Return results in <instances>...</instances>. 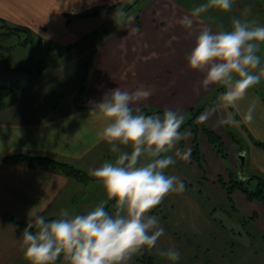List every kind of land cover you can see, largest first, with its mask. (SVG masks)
I'll return each mask as SVG.
<instances>
[{
	"label": "crops",
	"instance_id": "crops-1",
	"mask_svg": "<svg viewBox=\"0 0 264 264\" xmlns=\"http://www.w3.org/2000/svg\"><path fill=\"white\" fill-rule=\"evenodd\" d=\"M233 1L234 4L235 0ZM118 2H132L123 26H117L100 37L91 35L98 23L92 21L90 16L77 17L70 22L66 20L65 14H80ZM138 2L139 0H0V19H4L9 25L24 26L29 31L30 40L24 44L25 47L34 43L46 45L47 48L54 45L65 55L62 56L63 62H79L80 72L76 71L75 76L79 83H84L85 106L75 108V89L70 91L69 99L64 102L60 101L62 95H59L60 98L55 97V90H45L43 87L32 90L11 88L8 95L0 96V264L26 263L27 260L21 257V245L22 232L29 219L34 214L44 215L46 220L56 219L61 207L72 200L77 184L48 167L14 163L5 157L17 152L47 154L88 170L91 167L89 160L94 158L92 154L95 148L105 143L99 140L97 135L103 127V122L91 114V108L109 90L120 87L122 90L134 91L143 86L153 94L147 101L141 102L139 108L149 107L162 112L173 110L185 116L191 107L204 99L216 86L204 88L200 84L202 74L187 67L186 56L194 46L195 35L200 28L207 26L216 31L222 26L224 29H230L232 12L227 18L224 16L227 13L210 9L200 17L193 18L195 23L189 30L182 27L178 21L186 15L190 16L193 8L206 3L207 0ZM246 9L254 21L256 18L253 15L264 12V7L255 9L250 6ZM238 19L242 18L239 16ZM89 35L91 36L84 41L83 37ZM75 43H78L77 47L62 51ZM1 44H6L5 40ZM8 44L9 50L22 46L14 45V41ZM83 49L86 50L84 55ZM67 54L69 55L66 56ZM259 55L261 66L264 67V56L261 52ZM0 56H3L1 52ZM67 65L58 63L44 70L48 71L47 74L51 77H66L69 73ZM13 91H17L14 97L11 95ZM220 94L217 95L218 102L215 99V103L220 106L224 118L227 112L231 111L234 118L241 121L239 126H232L234 134L239 133L245 139L252 158L258 155L264 159V151L254 146L250 140L253 138L264 141V77L258 85L248 91L245 99L239 102L238 112L221 107ZM53 100L56 101L55 106L51 105ZM250 105H255V118L251 123H245L242 117ZM210 110L206 106L199 117ZM210 113L206 120H200L221 137L227 151L226 142L221 135L226 128L219 123L221 119L219 120L218 112ZM182 131L186 133L187 145H184L185 139H182L181 146L177 148L180 155L191 151L192 147L189 128L185 127ZM226 139L231 142L229 138ZM197 140L207 180L200 179L201 172L189 158L180 159L193 169L199 182L209 181L212 172L221 173L215 171L213 166L212 156L217 157L213 155V147L209 146L200 131ZM183 146L188 148L185 150ZM237 151L242 154L245 149L240 148ZM250 164L253 165V159ZM237 169L240 173H248L243 168L242 161ZM247 169L251 171L250 167ZM236 196L234 204L247 208L248 201L243 204L238 195ZM257 204L256 210H247L251 212H247V216L255 214L253 223L259 227L257 230L260 232L264 231V208ZM13 220L20 221L21 224H15Z\"/></svg>",
	"mask_w": 264,
	"mask_h": 264
},
{
	"label": "clouds",
	"instance_id": "clouds-1",
	"mask_svg": "<svg viewBox=\"0 0 264 264\" xmlns=\"http://www.w3.org/2000/svg\"><path fill=\"white\" fill-rule=\"evenodd\" d=\"M232 6L233 0H207L178 23L190 30L193 18L210 9L228 13ZM116 15L123 26L125 13L119 11ZM262 46L264 26L233 18L230 29H199L186 56L187 67L202 74L200 84L204 88L222 87L221 107L238 112L239 102L264 77L259 55ZM152 94L143 86L134 91L115 87L93 104L91 114L103 122L98 138L117 154L114 161H105L89 171L102 185L107 199L85 214L63 209L58 218L50 221L34 214L22 232L21 246L28 264H55L61 256L67 264H130L144 249L156 248L165 230L150 213L167 196L184 190L183 182L166 174V170L176 163L169 153L176 151L185 138L180 131L185 117L173 110L162 114L141 112L138 105ZM254 112L255 105H250L242 121L251 123ZM209 115L210 112L199 119L206 120ZM219 123L239 126L241 121L229 111ZM121 146L130 150L122 151ZM188 156V152L182 153L184 159ZM112 200L114 210L110 212L107 205ZM159 255L172 262L181 258L175 248L159 251Z\"/></svg>",
	"mask_w": 264,
	"mask_h": 264
},
{
	"label": "rangeland",
	"instance_id": "rangeland-1",
	"mask_svg": "<svg viewBox=\"0 0 264 264\" xmlns=\"http://www.w3.org/2000/svg\"><path fill=\"white\" fill-rule=\"evenodd\" d=\"M250 6L260 9V7H264V0H235L232 10L224 16L229 18L232 12V19L240 16L244 20L254 21L251 20L250 17L252 15L246 9V7ZM261 13L253 16H255L259 25L264 26V12ZM90 17L92 21L98 23L91 35H98L99 37L104 27L112 25L118 19L116 14H98ZM22 35L20 38L21 41H24L26 36ZM91 35L85 38L84 41ZM17 39L18 37L16 36L15 40ZM5 42L6 44H1L2 46L0 47V52L3 54V56H0V96L8 95L11 88L32 90L36 87H43L45 90H55V97L60 98L59 95H62L60 101L64 102L69 99L70 91L81 84L75 76L76 71L79 70V62L74 60L63 62L62 56L65 55H62L63 52H60L58 47L51 45V47L47 48L46 45L34 43L31 46L25 47L22 45L9 50L10 45L8 42H11V39L5 40ZM6 48L8 49L6 50ZM260 52H264V46H262ZM84 54H86L85 49L82 50V55ZM58 63L68 64L67 67L69 69L67 72L69 73L66 77H51L47 74L48 71L44 70L46 68L50 69ZM40 67L41 69L38 70L37 68ZM15 93L17 91L12 92V97H14ZM55 102V100L51 101V105L55 106ZM207 107L211 109L210 112H218L219 120L224 119L225 116L222 115L220 106L217 103ZM142 112L145 113L144 111ZM184 117L185 122L188 114ZM214 121L216 122V119ZM215 122L213 123L215 124ZM223 126L226 129L221 135L226 142L229 156L222 160L213 148V155L217 157L212 156L215 171H221L219 174L224 175L227 166L237 169L242 161L243 168L248 173L264 175V159H261L258 155L252 158L247 142L239 133L234 136L236 140L228 141L226 138H229V132L234 135V129L230 125ZM183 129L185 128L180 129V131L186 134L185 131H182ZM184 139V145H187L186 136ZM179 145L181 146V141L178 143L177 148ZM209 146L212 147L210 144ZM238 147L245 149V152L242 154L240 152L237 153L238 149L236 148ZM183 148L186 150L188 147L183 146ZM121 150L129 151L130 149L121 146ZM177 152L178 150L169 153V155H173L176 163L166 170V174L177 176L183 182L184 190L180 193L170 194L161 202L162 214L165 217L155 216L159 219L165 231L164 235L158 240L156 248L150 250L152 255L161 264H264V231L260 230L259 232L257 230L259 227L252 220L245 223L240 221L241 217H246L248 213H251L248 211L256 210L258 204L254 201L247 204L245 198L236 193L232 195L233 202L236 199L235 197H237L236 195H238V199L243 204H247L248 209L245 206L242 208L237 204L230 207L225 200L223 190L220 188L219 183L216 182L219 174L212 172L209 181L199 182L193 169L181 161L182 154H177ZM116 155L111 152L110 145L107 143L99 144L92 154L94 158L89 160L91 167L85 172L89 175L91 169L101 166L105 161H114ZM252 159L253 165H257V167L249 165ZM248 167L251 168V171L247 169ZM90 177L91 180L88 182L76 184L72 200L61 207L57 212V218L63 209H68L73 214H85L107 199L102 185L92 176ZM114 203V200L108 202L107 209L110 212L114 210ZM169 248H175L179 251L181 257L179 261L172 262L166 257L159 255V251H166ZM21 257L25 258L24 254ZM135 257L136 255L132 258L130 264H136ZM24 264H28V261ZM55 264H67V261L62 256Z\"/></svg>",
	"mask_w": 264,
	"mask_h": 264
},
{
	"label": "trees",
	"instance_id": "trees-1",
	"mask_svg": "<svg viewBox=\"0 0 264 264\" xmlns=\"http://www.w3.org/2000/svg\"><path fill=\"white\" fill-rule=\"evenodd\" d=\"M132 3L128 2H118L109 6H104L102 8H93L87 12L80 14H65L67 22L73 21L77 17L84 16H92L98 14H110L113 12L122 11L125 13V18L128 10L131 8ZM121 26L120 17L115 20V22L109 27H104L102 29V34H107L113 28ZM24 34L26 37L24 41H21V36ZM18 37L15 40V37ZM88 37V36H87ZM86 36L83 39L87 38ZM12 43L14 41V45H24L30 40L29 31L26 27L21 25H9L4 19H0V47L1 42L4 40H10ZM78 43L72 44L66 48H63L62 51L69 49L71 47H77ZM13 47V45H11ZM8 48H6L7 50ZM61 52V51H60ZM264 55V52H261ZM38 70L41 69L37 68ZM223 92V88L216 85L212 88L209 94L202 99L199 103L195 104L188 111V117L184 124L181 126L182 128L188 127L192 134V147L191 151H189V160H191L196 167L201 172L200 179L207 180L202 164L203 157L201 155L199 143L197 140L198 132L200 131L208 143L214 148L216 154L222 159L225 160L228 156V153L224 147L223 140L221 137L211 128L205 126L201 120L199 119L200 113L204 110L206 106H213L215 104L216 95L220 92ZM83 92H84V83L81 84L74 90L73 93V102L75 108H84L83 104ZM141 112L144 111L145 114H162L163 112L158 109H153L149 107L140 108ZM235 134L229 132V138L231 141L236 140L234 138ZM251 143L257 148L264 151V141H260L257 139L251 138ZM240 150V147H238ZM6 160L12 161L14 163L26 164L28 166H43L48 167L51 170H55L69 177L73 181L77 183L84 184L91 180V177L85 172V170L75 166L74 164L57 159L53 156L47 154H30L24 152H17L5 157ZM216 182L219 183L220 188L223 190L225 195V200L228 202L230 207H233L234 202L232 199V195L239 194L245 198L248 202H257L262 208H264V175L258 173H240L238 169H233L230 166H227L225 169L224 175L219 174L216 178ZM235 208V207H234ZM151 215H156L159 217H165L162 214V203H160L156 208L152 210ZM255 214L243 216L240 221L243 223L247 221H254ZM50 218L48 220H52ZM15 224H21L20 221L13 220ZM62 257V256H61ZM60 257V258H61ZM58 258V260L60 259ZM57 260V261H58ZM56 261V262H57ZM136 264H161L155 257L152 255L150 250L144 249L141 254L136 255L135 257ZM55 262V263H56Z\"/></svg>",
	"mask_w": 264,
	"mask_h": 264
}]
</instances>
